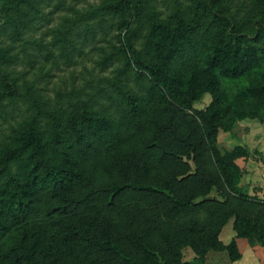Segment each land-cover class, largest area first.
Instances as JSON below:
<instances>
[{"label":"rangeland","instance_id":"374dc122","mask_svg":"<svg viewBox=\"0 0 264 264\" xmlns=\"http://www.w3.org/2000/svg\"><path fill=\"white\" fill-rule=\"evenodd\" d=\"M105 1L108 0L28 3L14 20L37 15L39 8L41 17L29 28L21 29L18 37L12 35L14 26L0 25V82H4L0 92L15 98L7 109L9 115L0 117V137L19 125L35 99L47 103L52 110H72L88 104L122 120L126 94L120 92L128 89L124 81L115 78L116 61L103 63L104 55L114 52L111 46L120 45L117 36L121 30L110 29L109 35L103 37L100 27L96 25V29L94 25L95 33L100 32L97 38L95 33L88 39L77 33L75 48L70 47L68 55L58 50L51 36L56 27L63 29V19L73 17L74 10L89 11ZM137 2L136 12L140 13L142 24L136 21L134 26L142 35L147 32L149 16L168 18L192 4L191 0ZM251 4L252 0L228 1L226 10L242 21L243 8ZM246 81L248 77L222 80L220 90L203 95L193 109L205 110L221 97L231 101ZM7 82L12 86L7 87ZM125 82L144 98L137 120H127L118 140L112 139L108 146L99 143L81 159L83 177L75 187L72 201L54 198L47 190L38 194L28 216L0 236V264H21L14 253L24 231L29 232L31 240H41L44 253L40 256L60 258L59 264H120L97 245L105 233L126 252L136 255L131 241L134 236L159 248H166L169 240L181 247L189 243L191 236L187 231L195 223L219 231V241L230 247L222 251L208 249L197 263L264 264V98L247 103L248 115L243 118L230 109L229 117L236 118L233 125L229 130L220 129L215 140L210 141L194 110L152 96L147 91L148 81L138 80L135 74ZM118 102H122V109L116 107ZM2 103L0 109L9 104L6 99ZM214 149L221 156L234 151L241 154L234 160L240 169L237 192L223 184ZM126 181L173 189L180 198H191L192 205L175 210L163 196L133 191L113 199L109 189ZM235 213L252 218L262 234L240 236ZM74 230L78 239L64 243V237ZM198 257L191 246L184 249L185 261Z\"/></svg>","mask_w":264,"mask_h":264},{"label":"trees","instance_id":"16d2710c","mask_svg":"<svg viewBox=\"0 0 264 264\" xmlns=\"http://www.w3.org/2000/svg\"><path fill=\"white\" fill-rule=\"evenodd\" d=\"M228 1L233 0H191L187 10L179 9L168 18L151 15L145 35L134 26L136 21L142 24L140 13L136 12L137 0H108L89 11L74 10L73 17L63 19V29L56 27L51 35L63 55H68L70 47L75 48L77 33L87 39L88 35L94 34V25L96 29V25L100 27L103 37L109 35L110 29L121 30L117 36L120 45L111 46L114 52L106 53L103 63L116 61L115 78L124 81L123 85L128 89V92H120L126 94L125 116L118 120L88 104L72 110H52L40 99L32 100L19 125L0 137V236L9 226L20 224L28 216L42 190L64 202L72 201L75 187L83 177L81 159L99 143L108 146L112 139L118 140L121 129L128 125L126 121H136L143 110V96L133 87L126 86L128 80L125 82V79L131 78L132 74L138 80L148 81L147 91L152 96L190 110H194V103L206 93L218 92L222 80L248 77L231 101L221 97L205 110H194L210 141L215 140L220 129L229 130L233 125L236 118L229 117L230 109L241 118L248 115L247 103L264 98V0H252L249 7L243 6L245 17L242 21L226 10ZM42 2L45 0H0V25L14 26L12 35H21V29L29 28L41 17L42 11L39 8L37 15L20 21L14 20L15 15L28 3ZM81 29L84 34L79 32ZM99 33L97 31L93 36ZM5 85L12 86L11 82ZM5 95L0 92V106L4 99L9 104L0 109V117L9 115L7 109L15 103L13 94ZM121 103L118 102L116 107L122 109ZM13 109L16 111V106ZM213 154L223 184L237 192L240 169L234 160L241 154L234 151L221 156L215 149ZM125 191L163 196L175 210L192 205L191 198H180L173 189L137 181L115 183L108 192L114 199ZM235 215L240 236L262 234L257 231L258 225L252 218ZM187 233L191 237L185 246H174L175 242L169 240L166 248L134 236L131 241L136 255L126 252L107 233L97 245L101 252L116 258L120 264H199L197 262L204 259L208 249L230 250L219 241L217 230L195 223ZM77 234V230L72 231L64 237V243L77 240ZM31 239L29 232L24 231L18 240L14 253L18 263H60V258L40 256L44 253L41 240ZM188 246L199 256L189 262L184 260V249Z\"/></svg>","mask_w":264,"mask_h":264}]
</instances>
